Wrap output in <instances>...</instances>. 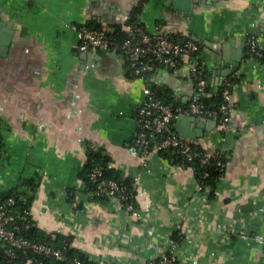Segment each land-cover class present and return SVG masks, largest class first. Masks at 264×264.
<instances>
[{"label": "crops", "instance_id": "1", "mask_svg": "<svg viewBox=\"0 0 264 264\" xmlns=\"http://www.w3.org/2000/svg\"><path fill=\"white\" fill-rule=\"evenodd\" d=\"M186 1L0 0V191L32 178L33 224L71 235L94 260L141 264L158 243L173 246L181 264H264V61L245 53L250 36L264 46V0H188L184 10ZM137 2L145 31L158 26L199 44L211 85L223 77L222 55L241 58L228 73L237 76L229 126L221 130L209 115L186 126L194 142L226 158L211 196L189 166L156 150L143 158L133 142L145 86L165 84L188 102L187 56L148 79L114 48L76 47L71 24L125 28ZM87 141L133 181L139 219L114 197L89 195L81 176Z\"/></svg>", "mask_w": 264, "mask_h": 264}, {"label": "built area", "instance_id": "2", "mask_svg": "<svg viewBox=\"0 0 264 264\" xmlns=\"http://www.w3.org/2000/svg\"><path fill=\"white\" fill-rule=\"evenodd\" d=\"M71 27L75 32V44L79 50L115 49V35L110 28L93 24H71ZM122 29L128 35L122 43L125 56L135 76L144 77L146 73L154 70L156 64L174 68L180 63L181 57L186 55L193 84L188 105L184 108L181 105L173 108L172 105L155 99L148 86L143 88L145 96L135 114V144L139 146L142 157L152 150L168 149L177 154L180 160L189 161L198 156L201 164L208 163L215 152L197 150L191 144L192 139L180 135L172 125L174 119L182 114H202L211 115L221 130L228 127L233 107L230 102L231 82L228 75L223 76L218 84L211 85L208 82L203 63L195 60L200 51L195 40L173 38L158 26L154 32L145 31L143 25L134 28L126 25ZM246 43L249 47L248 57L264 56L263 46L255 37H248ZM218 93L220 101L217 109H207L203 99ZM89 177L95 182V189L87 190L90 196L114 197L135 219L141 217L140 212L131 204L122 205V200L127 198L125 184L116 178L103 175L97 167L91 168ZM197 187L208 193V188L202 187L198 182ZM19 190H25L24 194H29L25 186ZM21 197L23 198L22 194L14 192L0 200V264H112L113 259L100 262L86 253L89 261H85L78 256L69 255L65 244L55 246L28 235L32 218L27 216L30 210L17 207V200ZM152 249L155 254L147 257L141 264H181L173 246L163 247L153 243Z\"/></svg>", "mask_w": 264, "mask_h": 264}, {"label": "trees", "instance_id": "3", "mask_svg": "<svg viewBox=\"0 0 264 264\" xmlns=\"http://www.w3.org/2000/svg\"><path fill=\"white\" fill-rule=\"evenodd\" d=\"M140 13H141V2H137L136 4H134L131 7V9L129 11V15L127 16V18L125 19L123 24L129 25L132 28L137 27V26H142L143 23L140 20ZM110 29L113 30V33L115 35V49L122 53L124 65L129 70H131V67L129 65V61L127 60V58L125 56L126 55L125 50H124L125 47L122 44L124 39L128 37L126 31H124L121 28V24L113 25V27H111ZM168 36H171V37L176 38V39H189L187 37L181 38L179 35H176V34H168ZM245 47H246L245 53H246V55H248L249 54V47H248L247 43H246ZM262 50L264 51V46H263ZM254 58L261 60V61H264V56H254ZM195 60L197 63L201 62L199 57H196ZM159 65H161V64H156V67L154 68V70ZM202 67H203L206 75H208L207 68H205L204 64ZM152 72L146 73L144 75V78L150 79V75L152 74ZM228 77H229L230 82H231L230 86L232 87V85L234 84V82L237 79L236 78L237 76L234 74H231V75H228ZM147 82H148V80H147ZM150 93L155 99H158V100H160L166 104H170V105H172L173 108L177 105H181L183 108L188 105V102L181 103L180 101L176 100L173 92L168 87H166L165 84L153 83L150 87ZM219 101H220L219 93L203 99V102L205 103L206 108L210 109V110L217 109ZM200 116H203V115L201 114ZM172 127H173V125H172ZM133 142L135 144V135H134ZM191 144L197 150H201V151L205 150L200 144L194 142V140L191 141ZM137 147L139 148V146H137ZM85 151H86L85 152V163L83 166V170L81 172V176L84 180L86 190H94L95 189V182L90 179L89 172H90L92 167H97L102 171L103 175H105L107 177L116 178L118 181H120L126 185L127 198L122 200V205L125 206L127 204H131V206L135 207V200H134L135 187H134L133 181L129 178L121 177V175L118 173V171L109 167L108 166L109 165V157H107L105 154H103L102 151L100 150V148L96 144L87 141ZM158 151L160 153L167 155L170 158H172V160L174 162H177V163L185 165V166H189L192 169L193 174H194L197 182L200 183L202 185V187L208 188V195L211 196L214 193L215 184L217 183V180L219 179V177L222 175V173L224 171V167H225L226 158L224 157L222 152L217 150L214 153V155L209 158L210 161L208 163L201 164L198 156H195L192 160L188 161V160H180V158L178 157L177 154L171 153L168 149H160ZM139 152H140V148H139ZM21 183L23 186H25L29 190V194H24L25 190H19V189H17L18 187H12V188H8V189L0 191V200L7 197L11 193H14V192L18 193V194L20 193V194H22L23 198L21 197V199L17 200V207H19L21 209L25 208V209L29 210L30 199H31L32 193H33L34 181L32 178H25L22 180ZM91 197L92 198H98V199L106 198V196H97V195H93ZM27 216L30 217L31 215L29 214ZM27 234L30 236H33L34 238H38V239H40V240H42L48 244H51V245L59 246V245L65 244L66 245V252L69 255L78 256L79 258H81L85 261H89L85 252H83L81 249L70 244L72 237L69 234L68 235L56 234V236L53 237L52 234L45 233V232L41 231L37 226H35L33 224L32 219H31V224L28 227V233ZM91 264H93V263L91 262Z\"/></svg>", "mask_w": 264, "mask_h": 264}, {"label": "water", "instance_id": "4", "mask_svg": "<svg viewBox=\"0 0 264 264\" xmlns=\"http://www.w3.org/2000/svg\"><path fill=\"white\" fill-rule=\"evenodd\" d=\"M172 1H173V5L174 6L177 5V6L181 7V0H179L178 2H177V0H172ZM182 8L184 10H188L190 8V3H189L188 0L185 3H183ZM2 28H3V26H2ZM240 59H241L240 56L233 57L231 55L230 56L222 55L220 63L223 65V67H224L223 69L224 70L220 74L223 75V76L228 75L230 70H234L235 69L234 68L235 66L230 68L231 60L239 61ZM209 116L211 118H213L211 115H209ZM195 117L196 116H194V115L182 114L177 119H175V121H174L178 133L180 135H183V136L187 137L189 140L193 139L195 136H197V134H195V129L194 128H192L190 126L188 127L189 129L186 128L188 123H191L192 121L195 120ZM212 122L216 123V120L213 118Z\"/></svg>", "mask_w": 264, "mask_h": 264}]
</instances>
